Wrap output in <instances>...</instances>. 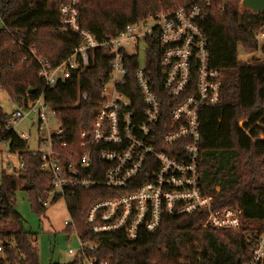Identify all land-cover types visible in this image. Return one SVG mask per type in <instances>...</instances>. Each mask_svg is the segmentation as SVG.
<instances>
[{
  "label": "trees",
  "instance_id": "obj_1",
  "mask_svg": "<svg viewBox=\"0 0 264 264\" xmlns=\"http://www.w3.org/2000/svg\"><path fill=\"white\" fill-rule=\"evenodd\" d=\"M199 0H79L78 22L98 40L116 37L127 26L156 17L160 12ZM67 0H0V90L17 106L28 98L44 95L55 110L71 147L88 130L98 111L101 90L110 72V57L95 51L93 62L72 72L71 78L45 88L38 77L37 58L53 65L70 56L78 38L61 30L60 8ZM207 37L209 65L222 74L221 101L200 112V184L211 195L212 208L239 206L238 230L203 229L207 211L164 216L153 232L143 231L135 240L123 232L95 235L86 222L89 208L114 196L101 188L77 190L65 197L76 231L83 240L97 239L88 255L96 264H246L252 255L248 240L264 232V60L238 58L257 49L255 33L264 27V13L241 6V0H214L201 22ZM150 42L149 68L158 74L160 50ZM152 46V48H151ZM34 52V55H33ZM136 67V64H134ZM133 67V68H134ZM134 106L142 104L136 89L122 88ZM86 94V98L82 94ZM165 98L162 96L161 98ZM161 126H168V108L162 103ZM10 113L0 108V143L24 160L22 169L3 172L0 182V264H40L36 233L27 231L15 207L18 190L28 192L37 214L46 212V192L51 176L41 170L40 156L33 153L18 133L6 127ZM247 119L244 126L239 121ZM250 129V135L245 129ZM57 198H54L56 201ZM66 226L65 230H71ZM81 258L71 263L77 264ZM102 262V263H101Z\"/></svg>",
  "mask_w": 264,
  "mask_h": 264
},
{
  "label": "built area",
  "instance_id": "obj_2",
  "mask_svg": "<svg viewBox=\"0 0 264 264\" xmlns=\"http://www.w3.org/2000/svg\"><path fill=\"white\" fill-rule=\"evenodd\" d=\"M78 1L67 0L60 8L61 30L75 34L78 44L58 65L45 57L37 58L38 77L45 88H53L71 78L73 71L89 66L96 50L108 55L109 77L90 128L81 132L78 146L71 147L43 94L28 98L23 107L16 105L6 122L8 129L15 130L19 123L29 120L36 129L38 147L30 149L40 156L41 170L51 176L48 201L98 187L114 192V196L95 202L86 215L97 236L123 232L135 240L143 231L157 230L164 216L204 210L207 217L203 229H240L242 209H213V197L204 194L200 184V112L219 105L222 88L221 72L209 65L208 41L201 27L206 7L214 0L162 11L103 40L80 27ZM255 40L257 49L247 53V60L254 57L262 61L264 27L255 33ZM154 41L160 50L157 77L149 68L147 55ZM125 87L136 89L142 104L134 106L122 91ZM164 101L170 106L168 126L160 124ZM250 131L245 129L248 135ZM17 133L25 142L31 138L27 132ZM262 136L260 133L259 138ZM9 153L19 160L14 169H22L23 157L18 152ZM65 226L75 225L71 220L65 221ZM77 234L80 250L70 249L69 253L79 256L81 264H96L97 259L87 252L94 251L99 241L83 240ZM248 240L252 255L246 264H264V232ZM3 245L0 243V251Z\"/></svg>",
  "mask_w": 264,
  "mask_h": 264
},
{
  "label": "rangeland",
  "instance_id": "obj_3",
  "mask_svg": "<svg viewBox=\"0 0 264 264\" xmlns=\"http://www.w3.org/2000/svg\"><path fill=\"white\" fill-rule=\"evenodd\" d=\"M238 58L242 61L247 60V53L241 47L238 49ZM0 108L8 114L16 108V105L2 90H0ZM245 120H240L239 124L243 126ZM15 130L29 133L31 137L27 142L29 147L31 149L38 147L35 139L36 129L31 127L29 120L19 123ZM262 138L264 137L262 136ZM9 162L14 165L9 166ZM18 162V158L9 153L6 144L0 143V182L3 172L13 171ZM15 207L22 217L24 228L37 235L35 244L38 247L40 264L71 263L76 260V255L70 254L69 250L73 249L78 252L80 250V240L76 227L71 226V230H65V221L70 222L72 219L64 198L60 197L56 201L49 199L45 204V214L39 215L32 207L28 192L18 190L15 196ZM77 264H81V262Z\"/></svg>",
  "mask_w": 264,
  "mask_h": 264
},
{
  "label": "water",
  "instance_id": "obj_4",
  "mask_svg": "<svg viewBox=\"0 0 264 264\" xmlns=\"http://www.w3.org/2000/svg\"><path fill=\"white\" fill-rule=\"evenodd\" d=\"M222 1L224 2V0ZM242 5L253 11L264 13V0H242Z\"/></svg>",
  "mask_w": 264,
  "mask_h": 264
},
{
  "label": "crops",
  "instance_id": "obj_5",
  "mask_svg": "<svg viewBox=\"0 0 264 264\" xmlns=\"http://www.w3.org/2000/svg\"><path fill=\"white\" fill-rule=\"evenodd\" d=\"M17 170V168H15L13 171H16ZM13 171H11V172H13Z\"/></svg>",
  "mask_w": 264,
  "mask_h": 264
}]
</instances>
